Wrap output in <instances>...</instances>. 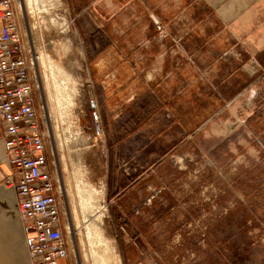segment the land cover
Instances as JSON below:
<instances>
[{"label":"rangeland","instance_id":"rangeland-1","mask_svg":"<svg viewBox=\"0 0 264 264\" xmlns=\"http://www.w3.org/2000/svg\"><path fill=\"white\" fill-rule=\"evenodd\" d=\"M18 3L72 262L264 264V54L205 69L143 0Z\"/></svg>","mask_w":264,"mask_h":264},{"label":"built area","instance_id":"built-area-1","mask_svg":"<svg viewBox=\"0 0 264 264\" xmlns=\"http://www.w3.org/2000/svg\"><path fill=\"white\" fill-rule=\"evenodd\" d=\"M22 15L18 0H0V120L4 157L11 167L3 183L15 191L29 264H74L71 224L62 208L54 153L42 127L38 73L34 51L24 38ZM92 115L98 124L99 113ZM102 133L98 125L96 135Z\"/></svg>","mask_w":264,"mask_h":264},{"label":"crops","instance_id":"crops-1","mask_svg":"<svg viewBox=\"0 0 264 264\" xmlns=\"http://www.w3.org/2000/svg\"><path fill=\"white\" fill-rule=\"evenodd\" d=\"M170 37L202 55L205 69L233 72L256 64L264 54V0H143ZM207 49V50H204ZM207 51V52H205ZM206 57V60L204 59ZM207 63V66L205 65ZM0 120V264H29L15 191L3 180L11 167L5 160Z\"/></svg>","mask_w":264,"mask_h":264},{"label":"bare ground","instance_id":"bare-ground-1","mask_svg":"<svg viewBox=\"0 0 264 264\" xmlns=\"http://www.w3.org/2000/svg\"><path fill=\"white\" fill-rule=\"evenodd\" d=\"M42 56V55H41ZM47 58V57H46ZM45 58V59H46ZM41 62H43V61H41ZM45 63H46V61H45ZM44 64V63H43ZM47 64V63H46ZM94 189V188H93ZM102 189V188H101ZM95 190V189H94ZM99 190V189H98ZM96 191V190H95ZM94 191V192H95ZM103 192V191H102ZM101 192V193H102ZM97 193V192H96ZM99 193V192H98ZM100 193V194H101ZM99 197V196H98ZM103 197V196H102ZM100 198H101V196H100ZM100 202H102V201H100ZM80 206H81V209H83V206H82V201L80 200ZM95 209V212H94V214L92 215V216H94V219H98V220H101L102 221V219L101 218H103L104 217V210L105 209H107L105 206H101L100 205V203H99V205L96 207V208H94ZM91 220H93V219H91ZM73 244L75 245L76 244V242L73 240ZM112 253H114V252H112ZM29 254V253H28ZM115 255V254H114ZM118 257V258H117ZM116 257V262H117V264H121V259L119 258V255Z\"/></svg>","mask_w":264,"mask_h":264}]
</instances>
